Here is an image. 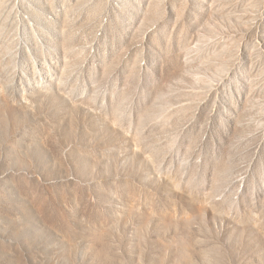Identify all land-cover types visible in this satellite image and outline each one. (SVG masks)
Masks as SVG:
<instances>
[{
	"label": "rangeland",
	"instance_id": "374dc122",
	"mask_svg": "<svg viewBox=\"0 0 264 264\" xmlns=\"http://www.w3.org/2000/svg\"><path fill=\"white\" fill-rule=\"evenodd\" d=\"M0 264H264V0H0Z\"/></svg>",
	"mask_w": 264,
	"mask_h": 264
}]
</instances>
